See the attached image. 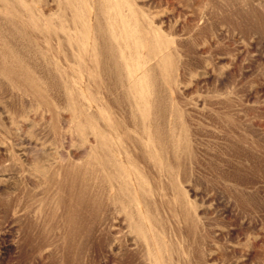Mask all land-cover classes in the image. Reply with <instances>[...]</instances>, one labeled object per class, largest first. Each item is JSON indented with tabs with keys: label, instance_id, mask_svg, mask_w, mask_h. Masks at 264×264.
<instances>
[{
	"label": "rangeland",
	"instance_id": "374dc122",
	"mask_svg": "<svg viewBox=\"0 0 264 264\" xmlns=\"http://www.w3.org/2000/svg\"><path fill=\"white\" fill-rule=\"evenodd\" d=\"M0 54V264H264V0H0Z\"/></svg>",
	"mask_w": 264,
	"mask_h": 264
},
{
	"label": "bare ground",
	"instance_id": "6f19581e",
	"mask_svg": "<svg viewBox=\"0 0 264 264\" xmlns=\"http://www.w3.org/2000/svg\"><path fill=\"white\" fill-rule=\"evenodd\" d=\"M85 1V0H84ZM110 5V4H109ZM87 7V6H86ZM6 10V9H5ZM49 10V9H48ZM71 10H72V8H71ZM73 11V10H72ZM88 11V10H87ZM89 12V11H88ZM10 14V13H9ZM14 14V13H13ZM135 16V15H134ZM20 17V16H19ZM11 18V17H10ZM17 19V18H16ZM119 19H121L120 17H119ZM118 19V20H119ZM47 20V19H46ZM111 21L110 22V24L108 25V29H110V31L108 32L107 31V33H106V35H103V37L105 38V39H108V38H113V37H119L120 39H122L123 40V42H125V43H128L130 46H131V48L133 47V46H138L139 45V42H137V44L136 45H132L133 44V40H130V38H135V36H136V32L135 31H132L131 30V28H130V25H129V21L127 20V18H123L122 17V19H121V22H122V24L124 25V27L127 29V30H124V32H122L121 31V29H120V26L118 25V22L119 21ZM46 22V21H45ZM28 24V23H27ZM132 26V25H131ZM94 27V26H93ZM142 27V26H141ZM82 28V27H81ZM102 28V27H101ZM44 31V30H43ZM99 31V30H98ZM102 31H103V29H102ZM139 31V30H138ZM33 33V32H32ZM44 33V32H43ZM100 33H102V32H100ZM140 33V32H139ZM144 33V32H143ZM146 33V32H145ZM38 34V33H37ZM45 34V33H44ZM95 34H96V32H95ZM150 34V33H149ZM26 35V34H25ZM57 35V34H56ZM44 36V35H43ZM46 37H47V34L45 35ZM92 36V35H91ZM95 36V35H94ZM98 36H100V35H98ZM144 36H145V34H144ZM77 37V36H76ZM148 37V36H147ZM99 38V37H98ZM95 39H97V38H95ZM145 39V38H144ZM30 40V39H29ZM124 40H127V41H124ZM89 41V40H88ZM93 44V43H92ZM96 44V43H95ZM96 46V45H95ZM103 48H105V47H103ZM99 49H101V48H99ZM91 50V49H90ZM104 50V49H103ZM140 50V49H139ZM84 53V52H83ZM92 53V52H91ZM90 53V54H91ZM96 53V52H95ZM89 54V55H90ZM1 55V54H0ZM13 55V54H12ZM97 56V55H96ZM95 56V57H96ZM5 57V56H4ZM126 57V56H125ZM96 60V59H95ZM99 60V59H98ZM103 60V59H102ZM19 61V60H18ZM26 61V60H25ZM111 61V60H110ZM116 62H118L117 60H116ZM20 63V62H19ZM131 63V62H130ZM129 63V64H130ZM128 64V65H129ZM14 65V64H13ZM136 65V64H135ZM5 66V65H4ZM22 66V65H21ZM25 66V65H24ZM93 66V65H92ZM96 66H97V64H96ZM96 66H93V67H96ZM115 66V65H114ZM117 66V65H116ZM115 66V67H116ZM130 66V65H129ZM113 67V66H112ZM4 68V67H3ZM2 68V69H3ZM131 68V67H130ZM118 69V68H117ZM124 69V68H123ZM122 69V70H123ZM69 71V70H68ZM72 71V70H71ZM1 72V71H0ZM47 71H45V73H46ZM74 72V71H73ZM76 72V71H75ZM86 72V71H85ZM108 72H110V71H108ZM107 72V73H108ZM42 73V72H41ZM106 73V74H107ZM69 76H70V74H69ZM100 76V75H99ZM147 75H144V76H142L143 78H145ZM44 77V76H43ZM98 77V76H97ZM96 77V78H97ZM102 77V76H101ZM141 76L140 75H137V73H135V72H133V71H131L129 74H128V76H127V78L128 79H130L131 81H133L135 84H133L132 83V86L130 87V92L132 93V94H135V92L136 93H138V91L140 90V84H141V80L143 79V78H140ZM9 78V77H8ZM11 78H13V77H11ZM14 79V78H13ZM67 79H69V78H67ZM71 79V78H70ZM100 80V79H99ZM98 80V81H99ZM72 81V80H71ZM106 81V80H105ZM13 82H14V80H13ZM73 82V81H72ZM96 82V84H97V81H95ZM68 83V82H67ZM100 83V82H99ZM100 85H102V84H100ZM116 85V84H115ZM99 86V85H98ZM26 87V86H25ZM29 91V90H28ZM72 91V90H71ZM38 93V92H37ZM138 94H140V93H138ZM141 95L143 96L144 95V93H141ZM75 98V97H74ZM76 101V100H75ZM83 114H85V113H83ZM85 119V118H84ZM105 142V141H104ZM156 161H157V158H156ZM158 165H159V163H158ZM113 167V166H112ZM119 185V184H118ZM137 190V189H136ZM68 214V213H67Z\"/></svg>",
	"mask_w": 264,
	"mask_h": 264
}]
</instances>
